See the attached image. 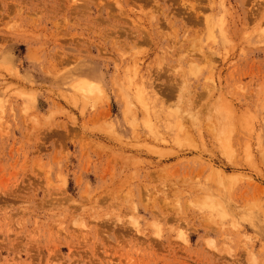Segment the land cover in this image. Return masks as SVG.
<instances>
[{
  "label": "rangeland",
  "instance_id": "obj_1",
  "mask_svg": "<svg viewBox=\"0 0 264 264\" xmlns=\"http://www.w3.org/2000/svg\"><path fill=\"white\" fill-rule=\"evenodd\" d=\"M0 264H264V0H0Z\"/></svg>",
  "mask_w": 264,
  "mask_h": 264
},
{
  "label": "bare ground",
  "instance_id": "obj_2",
  "mask_svg": "<svg viewBox=\"0 0 264 264\" xmlns=\"http://www.w3.org/2000/svg\"><path fill=\"white\" fill-rule=\"evenodd\" d=\"M259 8H260V7H259ZM262 19H263V18H262ZM91 85H93V86L91 87ZM95 86H96V85H95ZM95 86H94V84H90V86H88V88L90 87V88H89L90 90H89V89L87 88V85H86L85 87H86L87 89L85 88V90L88 91V92H91V93H92L93 91H91V90H93L92 88H95ZM91 93H89V94H91ZM225 120H226V117H225ZM223 127H224V126H223ZM223 186H224V185H223Z\"/></svg>",
  "mask_w": 264,
  "mask_h": 264
}]
</instances>
